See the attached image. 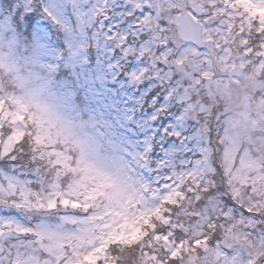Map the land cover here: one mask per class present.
Here are the masks:
<instances>
[{"label": "snow or ice", "instance_id": "obj_1", "mask_svg": "<svg viewBox=\"0 0 264 264\" xmlns=\"http://www.w3.org/2000/svg\"><path fill=\"white\" fill-rule=\"evenodd\" d=\"M118 10L127 32L102 30L170 73L201 150L130 195L0 81V264H264V0H120ZM24 19L30 31L35 13Z\"/></svg>", "mask_w": 264, "mask_h": 264}, {"label": "rangeland", "instance_id": "obj_2", "mask_svg": "<svg viewBox=\"0 0 264 264\" xmlns=\"http://www.w3.org/2000/svg\"><path fill=\"white\" fill-rule=\"evenodd\" d=\"M36 4L39 0H0V81L19 86L18 96L32 103L82 164L136 195L139 184L155 189L166 169L176 171L195 160L203 130L193 127L176 89H167L170 73L152 71L151 57L133 55L102 30L127 32L130 25L117 24V18L124 21L120 0H40L42 9ZM105 5L112 10L108 22L97 15ZM21 6L48 17L52 31L39 25L29 31L24 17L17 29L13 16ZM53 34L64 38L67 57L57 54ZM88 43L95 55L86 49ZM60 65H70L71 71L64 75ZM153 136L159 152L155 162L145 163Z\"/></svg>", "mask_w": 264, "mask_h": 264}, {"label": "trees", "instance_id": "obj_3", "mask_svg": "<svg viewBox=\"0 0 264 264\" xmlns=\"http://www.w3.org/2000/svg\"><path fill=\"white\" fill-rule=\"evenodd\" d=\"M36 6L38 7H40L41 8V5H40V0H39V5H37L36 4ZM42 9V8H41ZM34 12H32L31 10L28 12V13H26L25 11H21V14L22 15H20V18L21 17H25L26 15H32ZM43 16L44 15H40V16H36V19L33 21V23H32V27H31V29L30 30H33V29H35V27L37 26V25H39L40 26V28H45L46 30H47V32L49 33V32H51L52 31V26H51V24L50 23H48V21H49V18L48 17H45L47 20H44L43 19ZM26 22V21H25ZM26 24H27V22H26ZM42 25H45V26H42ZM52 36V38L53 39H56V41L57 42H59L60 43V39L62 38L61 37V35H56V34H53V35H51ZM25 51H27V50H25ZM60 70L62 71V73L64 74L66 71L64 70V68L63 67H61L60 66ZM11 73V72H10ZM12 74V73H11ZM65 75V74H64ZM14 87H15V89L16 90H18L19 89V86H15L14 85ZM20 91V90H19ZM18 92V91H17ZM80 97V99H81V102H82V104L84 105L85 103V101H84V99H83V95H81V96H79ZM29 105H32V103H30ZM33 106V105H32ZM130 125L131 126H134L135 124L134 123H130ZM136 132L138 133V128L136 129ZM137 133H134V137H135V139L136 140H138L139 139V137H140V135H142V133L140 132V133H138V135H137ZM136 135H137V138H136ZM159 142H158V138H157V136H153V139H152V146H151V148L150 149H148L147 150V152L144 154V158H146L145 159V163H147L148 162V160H150L151 162H155L156 160H154L153 158H154V156L155 155H157V153L159 152L158 150H159ZM148 159V160H147Z\"/></svg>", "mask_w": 264, "mask_h": 264}, {"label": "clouds", "instance_id": "obj_4", "mask_svg": "<svg viewBox=\"0 0 264 264\" xmlns=\"http://www.w3.org/2000/svg\"><path fill=\"white\" fill-rule=\"evenodd\" d=\"M76 154V153H75Z\"/></svg>", "mask_w": 264, "mask_h": 264}]
</instances>
